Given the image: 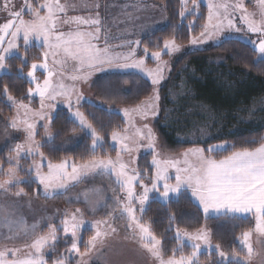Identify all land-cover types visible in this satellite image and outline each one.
<instances>
[{"label": "snow or ice", "instance_id": "obj_1", "mask_svg": "<svg viewBox=\"0 0 264 264\" xmlns=\"http://www.w3.org/2000/svg\"><path fill=\"white\" fill-rule=\"evenodd\" d=\"M12 0H3L0 8L8 13V19L0 23V70L7 68V60L9 56L16 54L20 59L21 66L19 71L23 74L24 68L27 67V80L30 87L27 90V96H38L40 99L39 111H33L23 101H16L9 94V87L4 86L0 95L6 97L7 101L16 106L18 110H23L24 117L21 120L14 119L10 126L19 130L17 125L23 123L25 125L27 142V155L33 160L37 155L41 158L40 164H33L25 173L26 176H32L34 173V182L38 186H42L45 197H49L57 190H67L72 182L79 181L82 176L90 173L101 174L109 172L115 178L116 184L124 193L121 197L115 193V205L108 216L115 219L113 213L119 208L120 219H126V231L133 235V239L138 238L142 250L146 251L151 257L157 261V264H199V253L201 245H210L211 232L209 229L201 228L196 233L181 232L177 227L176 240L186 238L191 242V252L188 255H179L177 257V249H173V254L164 258L162 252V242L150 230L149 223L143 221V213L146 211V202L149 200V193L156 192L165 200L170 198V194H179L183 187H187L191 191L199 205L203 209L205 217L210 212L229 215L252 214L254 216V228L243 232L242 244L247 249V255L242 258L243 264L253 257V248L250 243V237L253 233L258 237L264 238V138H261L258 146L254 148L244 147L240 150L230 151V154L224 155L221 159H216L217 155L227 151L229 146L226 143L212 144L207 148H189L181 155L183 159H164L157 158L158 154L155 148V135L151 128L145 125V130L137 129L132 136L127 134L120 135L116 131L111 134V140L114 144L119 145L116 159L95 158V149L102 146L101 137L98 135L96 128L88 123L85 116L77 109L73 111L71 96L75 92V88H68L63 83L55 81L56 77H63V66L66 61H74L78 67L76 74L71 75L68 79L72 81H87L93 72L104 70L107 65L116 70L136 69L143 75L147 76L153 86L158 85L163 77V67L158 66L155 70L145 69L144 59H135L136 49L140 46L141 40L128 41L129 52L124 55H109L107 47L101 48L95 43L100 39L101 29L97 27L100 21L98 19H83L80 17L72 18V22L77 25H89L95 28V31H76L66 34L58 27L61 13L66 11V6L61 4L60 0H23V5L19 10L12 5ZM181 11L179 16L181 19L189 12L187 8V0H180ZM193 9L198 8L197 0H192ZM99 7V5H97ZM259 19H255L254 13H248L242 0L236 3H229L228 0H219V2H210L208 4V17L203 30L199 37L190 40L192 45L203 44L211 40L213 37L221 36L225 28L228 30L239 31L234 22V14L236 11L241 13L240 22L244 24L247 32L258 34L259 39L252 40L254 51L261 57H264V0H258ZM25 10L29 19H24ZM225 22H227L225 24ZM64 24H68L69 20H63ZM35 39L41 49L39 62L28 63V50L31 41ZM23 41V55H20L21 44ZM134 45V46H133ZM125 45H121L124 47ZM163 50L167 54L178 53L181 51L176 44L175 39H166L163 42ZM145 55L148 54V47L143 49ZM161 51H153L151 57L155 61L161 58ZM42 70L43 80L37 76V70ZM86 74H81V73ZM58 97H63L67 101V109L74 122H78V126L82 131L87 132L92 141L93 158L81 165L68 164L66 160L59 163L51 161L47 164V172L42 171L43 161L47 159L40 149L43 144L35 140L37 134L36 119L46 121L41 125L47 137L46 143L54 140L51 131L53 116L46 109L54 110L55 105L52 103ZM82 97H77L79 101ZM158 95L153 96L148 102L134 109H125L123 115L125 117L130 114H140L142 119H147L149 115H156V102ZM110 113L109 108L105 110ZM141 141H147V147L152 151V175L150 187L148 184L139 183L142 189L140 193L134 191V184L140 182L147 173H140L133 170L128 174V165L121 160L123 152L138 151ZM131 142V145L129 144ZM255 143V141H253ZM235 147L234 145L232 146ZM25 147L19 143L9 152V167L6 179L0 182V190L3 193L9 192V185H19L18 170L20 168V159ZM14 153V155H13ZM15 161V164L12 162ZM183 165V166H181ZM70 167V171H69ZM169 169L175 170V184L170 183L168 176ZM2 171V169H0ZM162 183V188H161ZM98 191V190H97ZM24 189L14 193L16 197L25 195ZM139 208H136V205ZM99 201L91 210L96 211L99 207H106ZM81 210L76 209L79 213ZM140 215H137V213ZM10 213L5 211V223L11 226L13 221L10 219ZM170 222L175 217H170ZM62 231L65 235L71 233L70 247L67 251L70 254L80 257L75 264H87L83 257L91 254L98 246H102L104 239L111 233L116 231L109 223L108 219L97 221L92 227L96 229L95 234L85 244V251L81 252L78 246L79 238L77 230L84 223L83 220H77L75 214L70 219L61 220ZM37 225H32V233L35 232ZM48 235H41L33 240L30 245L25 247L30 251L24 257H20L18 253L20 249L0 250V264H48L43 249L47 246L55 249L57 241V231L60 229L53 223L48 224ZM24 235H28V229L21 230ZM11 238V237H9ZM264 245V240L259 241ZM67 244V241H66ZM219 257L226 259V253L220 249V245L215 246ZM10 254V257H9ZM232 259L241 264L237 259V252L233 251ZM51 264H72V257L60 254L57 259L51 261Z\"/></svg>", "mask_w": 264, "mask_h": 264}, {"label": "rangeland", "instance_id": "obj_2", "mask_svg": "<svg viewBox=\"0 0 264 264\" xmlns=\"http://www.w3.org/2000/svg\"><path fill=\"white\" fill-rule=\"evenodd\" d=\"M38 2H43V0H38ZM61 4L66 6V11L64 13L59 14L60 20L58 21V27L61 31H64L66 34L74 33L76 31H95L94 27L89 25H77L72 22V18L80 17L83 19H98L100 21L99 27L101 29L100 39L95 41L97 45L101 48L107 47L109 49V55H124L129 52L126 51L128 46V41H131L132 38L127 34L130 29H126V31L116 32L115 24L110 21V16L112 13L116 15L122 14L120 19L124 17L123 13H127V11H148V14L152 15L156 24H154L155 28H148L145 30H136V37L139 40L145 39L146 37L152 35L154 32L160 30L166 22L164 12L161 8L156 7L152 4L151 0H60ZM210 2H219V0H197L198 7L199 5L204 6L207 11L206 22L208 17V4ZM229 3H236L237 0H228ZM245 7L247 8L248 13H254L255 19H259V8H258V0H242ZM3 3V0H0V4ZM12 5L16 6V10H19L23 5V0H12L9 8H12ZM99 5V7H97ZM187 8L189 12L186 14H197V8L193 9L192 0H187ZM129 13V12H128ZM241 13L236 11L234 14V22L236 23L239 31L228 30L225 28L224 33L219 37H213L211 40L207 41L203 44L192 45L190 42L186 45H178L181 49L178 53H173L171 55L167 54L166 51L163 50L162 47V55L159 61H155L152 59L151 54H144L139 56L141 51V44L136 49L135 59H144L145 61V69L155 70L158 66L163 67V77L161 82L158 85L153 86L151 80L143 75L136 69H126L124 70V74H111L114 69L104 66V70L93 72L92 75L87 79V81H72L68 79L69 76L76 74V68L78 65L74 61H66L63 66V77L54 78L55 81L63 83L68 88H75V92L71 96V102L73 106V111L79 110L84 103L93 104L95 106L111 109L113 112H116L122 116L125 122V127L123 131L118 132L120 135H129L132 136L135 130H145V125L148 128H151L152 132L155 135V148L158 154L157 158L160 160L164 159H183L182 152L178 154H167L155 133L154 124L159 116V102L160 96L159 91L162 85L167 81L169 75L173 70L174 64L184 55L204 51L209 48H214L219 46L225 41L228 40H238L243 42L254 49L252 40L259 39L258 34H253L247 32L243 23L240 22ZM127 17V16H125ZM30 17L25 10L24 19H29ZM8 19V13L0 8V23L5 22ZM69 20L68 24H64L63 20ZM130 21H129V20ZM140 20H142L140 18ZM138 18L129 17L126 18L125 21H117L115 23H132L139 22ZM154 23V22H153ZM227 22H225L226 24ZM110 24H114L113 27H110ZM115 30H114V29ZM204 28V26H203ZM202 28V30H203ZM151 29V30H150ZM140 31V32H139ZM133 33V32H132ZM200 35V34H199ZM131 37V39H127ZM199 37V36H197ZM125 38L127 40H125ZM136 40V39H135ZM21 44V52H23V41H20ZM121 45H125L121 47ZM120 46V48H118ZM134 46V45H133ZM35 47L40 49L38 42L33 39L30 43L29 49ZM124 49V53H120V50ZM41 55V49H40ZM39 55V57H40ZM257 56L259 59H263L258 53ZM12 57H17L16 54L9 56L8 59ZM36 62H39L36 61ZM116 70V69H115ZM8 74V70L3 69L0 70V75ZM37 76L43 80L42 70H37ZM86 74V73H81ZM138 75L144 78L150 84V95L142 100L141 102L129 105L123 100L119 98L118 95H110L106 93V89L101 84V80L107 76H121V75ZM158 95L159 99L156 102V115H149L147 119H142L140 114H130V116L125 117L123 112L125 109L131 110L136 108L137 106H141L144 103L148 102L149 99L153 96ZM82 97L79 101L77 97ZM6 103L9 105L11 109V115L7 118H3L0 115V154L6 151H10L15 148L17 143L23 145L25 147V152L22 153L20 159V165H24L25 161H29V168L33 164H40L41 158L39 155L35 157L33 160L31 157L27 155V142H26V132L23 130L25 125L23 123H19L17 125L19 130H16L10 126L11 122L16 120H21L24 117L23 110H18L16 106L10 104L7 99ZM25 105H28L33 111H39L40 109V99L38 96H32L29 98L27 96V100L23 102ZM55 105L54 110L51 108L46 109V111L51 112V115L54 117L57 110H64L68 114V109L66 107L67 101L63 97H58L56 101L52 102ZM81 112V111H80ZM70 115V114H69ZM73 120V118L70 116ZM37 123V134L35 136V140L41 144L47 141V137L45 134L44 128L41 126L46 121H40L38 118L35 121ZM78 125V122H75ZM79 127V126H78ZM80 128V127H79ZM84 137L90 138L87 134L86 130L70 136L65 140V142L61 145L62 151H70L72 148L77 146ZM91 139V138H90ZM130 146L131 142H129ZM219 144V143H218ZM227 144V143H226ZM110 145L117 150L120 148L119 145L113 143L110 137ZM140 147L138 151L123 152L121 155V160L128 165V174H131L133 170L138 171L140 173H147V175L143 176L140 182H136L134 184V191L138 194L142 191L139 187V183L148 184L150 187L151 175H152V151L147 147V141H141ZM99 147V146H98ZM97 147V148H98ZM198 148V147H192ZM42 152V149H40ZM14 155V153H13ZM117 153L115 156L109 157L113 160L116 159ZM66 160L68 164L71 166L73 163L70 160L63 159L61 161ZM59 161V162H61ZM24 162V164H23ZM49 160L45 159L43 161L42 171L47 172V164ZM58 162V163H59ZM15 164V161H13ZM85 163V162H84ZM83 163H77L76 165H81ZM183 166V165H181ZM70 171V167H69ZM168 176L171 178L170 183L175 184V170L169 169ZM18 175V173H17ZM19 179V178H18ZM32 179L34 181V173L32 175ZM3 182V181H0ZM21 183V182H20ZM37 185V183H35ZM30 187L31 183H28ZM13 188H17L16 185H9V192L3 193L0 190V250L5 249H20L21 251L18 253L20 257H24L29 248L25 247L26 245H30L34 239L37 237L44 235H48V224L53 223L60 230L57 231V241L55 249H51L49 247H45L43 252L45 254V258L48 261V264H51V261L57 259L60 254H64L65 256L72 257V264H75V261L81 259L80 257L75 256V254H70L67 251V247H70L71 243V233L65 235L62 231L61 220L68 218L70 219L73 214L76 215L77 220H83V224L77 230V235L79 238L78 246L81 252L85 251V244L87 241L95 234L96 229L92 226L97 221H102L104 219H108L109 223L113 228L116 229L114 233H111L107 238L104 239V243L102 246H98L91 254L83 257V260L87 262V264H157L149 253L142 250L139 244V239H133L132 233L126 231V219H120V211L119 208L113 213L115 219L108 216V213L112 211L113 206L115 205L114 198V190L115 193L121 197L124 196V193L120 190L119 186L115 182V178L110 175L109 172H104L101 174L90 173L86 176H82L79 181L72 182L67 190H57L53 192V194L49 197H45L42 186H38L33 191L32 195H22L20 197H16L14 193H12ZM162 188V183H161ZM98 190V191H97ZM186 198L190 200L200 211L203 223L200 227L209 229L211 232L210 245H201V250L199 253V258L204 255L207 256V263H199V264H210L212 260V254H214V258L217 263L220 264H237L236 260L232 259V252L228 247V238L234 233L235 229L238 226V223L229 220L226 217H237V218H248L249 219V229L254 228V216L252 214H243V215H229L224 216L222 214H216L214 212H210L207 217L203 213L202 207L199 205V202L192 197L191 191L187 187H183L180 190L179 194H170V198L165 200L159 196L158 193L152 192L149 193V200H156L160 203H167L171 200H179L180 198ZM101 204L107 205L106 207H99L96 211H92L91 209L97 205V202ZM147 201V202H148ZM146 202V204H147ZM136 208H139V205H136ZM76 209H80L79 213L76 212ZM5 211L10 213V219L13 221L11 226L5 223ZM137 215H140L138 212ZM210 219H215V221L208 222ZM36 224L37 227L35 232L32 233V225ZM27 228L29 234L26 236L21 231L22 229ZM199 230V229H198ZM198 230L188 232V233H196ZM184 232V231H181ZM11 237V238H9ZM176 238V234H175ZM264 240V238L258 237L253 231L250 237V243L253 248V257L248 262V264H264V245H262L259 241ZM67 241V244H66ZM242 234L238 237L237 243L241 252H237V259L241 261L243 264L242 258L247 255V249L243 247L242 244ZM180 244L178 246L176 255L177 257L181 254L188 255L191 252V242H189L186 238L180 239ZM219 244L220 249L226 253V259H222L219 257L216 252L215 246ZM162 252L164 258L167 259L168 256L173 254L170 253L165 245L162 243ZM184 248L188 249L187 252L184 251ZM10 257V254H9ZM203 257V256H202Z\"/></svg>", "mask_w": 264, "mask_h": 264}, {"label": "trees", "instance_id": "obj_3", "mask_svg": "<svg viewBox=\"0 0 264 264\" xmlns=\"http://www.w3.org/2000/svg\"><path fill=\"white\" fill-rule=\"evenodd\" d=\"M151 2L163 10L166 22L160 30L142 40L139 56L145 54V46L149 49L148 54L161 51L166 39H175L176 44L186 45L199 36L206 23L207 11L204 6L199 5L197 14H185L181 19L180 0ZM39 55L40 49L30 48L27 53L28 63L38 61ZM20 66L18 57L7 60L8 74L0 75V93L7 85L9 94L16 101L24 102L31 85L26 76L28 68L25 67L22 74ZM101 84L106 93L118 95L129 105L137 104L150 95V84L138 75L107 76L101 80ZM159 96V116L154 129L167 154H178L192 147L207 148L212 144L227 143L229 149L215 157L221 159L230 151L254 148L264 138V60L259 59L254 49L243 42L228 40L217 47L182 56L161 86ZM105 110L89 103H84L80 108L88 123L96 128L101 137L102 146L95 149L97 159L115 156L117 152L110 145L111 134L113 131L121 132L125 127L120 114ZM0 115L3 118L11 115L6 97L2 95ZM53 118L50 131L55 134L54 140L43 142L41 148L45 157L53 163L63 159L76 164L91 160L92 141L88 137H84L70 151H62L61 145L67 138L79 133L80 128L64 110H57ZM9 152L0 154V181L7 178L5 173L9 167ZM29 166V161L20 165L18 178L21 183L13 188L12 193L23 188L25 195L30 196L37 188L32 176L25 175ZM29 182L31 186L27 187ZM145 207L143 221L149 223L150 230L170 253L178 249L180 244L175 238L177 227L181 231L192 232L200 229L203 223L198 208L184 197L165 204L152 199ZM173 216L175 220L170 222L169 218ZM226 218L238 223L228 238V247L230 251L241 252L237 239L247 231L249 219ZM211 221L215 219L208 220ZM184 251L188 249L184 248ZM212 255L210 264H220ZM202 256L199 263H207V256Z\"/></svg>", "mask_w": 264, "mask_h": 264}, {"label": "crops", "instance_id": "obj_4", "mask_svg": "<svg viewBox=\"0 0 264 264\" xmlns=\"http://www.w3.org/2000/svg\"><path fill=\"white\" fill-rule=\"evenodd\" d=\"M123 14H124V17H122L120 19L119 16H121L122 14L116 15V14L112 13V15L110 16V21L112 20V22L115 24V26H116L115 29L116 30L114 28L113 29L116 32H119V31H122V30L126 31V29H130L129 31H126V32H128L127 34H129V36L134 38V40L132 39L131 41H135V39L136 40L138 39V37H136V36L139 35V34H136V30H139V29L145 30V29H148V28L157 29V28H155L156 25L154 26V24H156L155 18L152 15L148 14V11L147 10L145 11V9L143 11H136V12L127 11V13H123ZM125 16H127V17H125ZM129 17H132V19L136 17V18H138V20H140V18H141L142 20H140L139 22H132V23H120V22L115 23L117 21H125L126 18H129ZM114 24H110V27H113ZM131 37H129L127 39H131ZM127 39L125 38V40H127ZM118 48H120V46ZM117 50L118 51L120 50V53L122 51H124V49H117ZM128 50H129V48H127L126 51H128ZM122 53H124V52H122ZM112 69H114V68H112ZM122 71L124 72V70H115L114 69V71H112L111 74H124Z\"/></svg>", "mask_w": 264, "mask_h": 264}]
</instances>
